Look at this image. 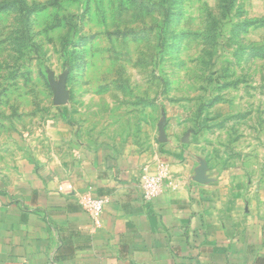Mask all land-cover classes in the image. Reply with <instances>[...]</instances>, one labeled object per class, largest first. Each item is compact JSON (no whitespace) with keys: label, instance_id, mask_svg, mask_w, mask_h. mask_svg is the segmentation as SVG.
Returning a JSON list of instances; mask_svg holds the SVG:
<instances>
[{"label":"rangeland","instance_id":"obj_1","mask_svg":"<svg viewBox=\"0 0 264 264\" xmlns=\"http://www.w3.org/2000/svg\"><path fill=\"white\" fill-rule=\"evenodd\" d=\"M162 127L262 207L264 0H0V175Z\"/></svg>","mask_w":264,"mask_h":264},{"label":"crops","instance_id":"obj_2","mask_svg":"<svg viewBox=\"0 0 264 264\" xmlns=\"http://www.w3.org/2000/svg\"><path fill=\"white\" fill-rule=\"evenodd\" d=\"M173 134L162 127L150 147L79 144L0 175V264H264V196L245 204L228 192L233 173ZM161 166L162 192L145 202L140 176ZM84 193L105 199L98 224Z\"/></svg>","mask_w":264,"mask_h":264},{"label":"built area","instance_id":"obj_3","mask_svg":"<svg viewBox=\"0 0 264 264\" xmlns=\"http://www.w3.org/2000/svg\"><path fill=\"white\" fill-rule=\"evenodd\" d=\"M165 168L159 167V170L154 173H143L139 179V186L142 198L145 202H150L153 198L157 197L163 189V182L165 177ZM69 183H60L58 189L60 191L71 190ZM79 202L83 208L91 215L95 224L99 223V217L103 211L105 199L94 197L89 193H84L80 196Z\"/></svg>","mask_w":264,"mask_h":264},{"label":"water","instance_id":"obj_4","mask_svg":"<svg viewBox=\"0 0 264 264\" xmlns=\"http://www.w3.org/2000/svg\"><path fill=\"white\" fill-rule=\"evenodd\" d=\"M54 101L59 102L61 101V98L59 97V87L55 88V93H54Z\"/></svg>","mask_w":264,"mask_h":264}]
</instances>
